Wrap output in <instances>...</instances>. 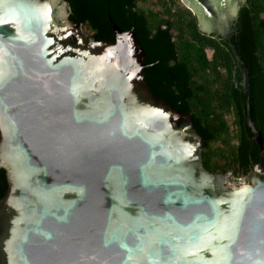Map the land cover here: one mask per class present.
Listing matches in <instances>:
<instances>
[{
	"label": "water",
	"instance_id": "95a60500",
	"mask_svg": "<svg viewBox=\"0 0 264 264\" xmlns=\"http://www.w3.org/2000/svg\"><path fill=\"white\" fill-rule=\"evenodd\" d=\"M182 1L226 40L245 0ZM112 28L94 40L65 0H0V264H264L249 112L261 162L228 187L202 166L191 113L152 95L133 29Z\"/></svg>",
	"mask_w": 264,
	"mask_h": 264
},
{
	"label": "trees",
	"instance_id": "16d2710c",
	"mask_svg": "<svg viewBox=\"0 0 264 264\" xmlns=\"http://www.w3.org/2000/svg\"><path fill=\"white\" fill-rule=\"evenodd\" d=\"M65 1L69 19L82 30L87 27L91 39L114 41L112 25L124 31L133 29L145 53L144 81L154 97L191 113L193 126L204 139L201 159L206 171L229 170L241 177L259 161L245 120L247 111L262 136L264 156V0L244 1L226 40L201 33L188 9L176 15L163 1L167 18L144 13L137 0ZM232 49L247 69L248 92L242 91ZM209 76L213 78L209 80ZM227 114L235 131L234 147L228 145ZM213 143L219 146L213 147ZM6 188L0 169V198Z\"/></svg>",
	"mask_w": 264,
	"mask_h": 264
},
{
	"label": "rangeland",
	"instance_id": "374dc122",
	"mask_svg": "<svg viewBox=\"0 0 264 264\" xmlns=\"http://www.w3.org/2000/svg\"><path fill=\"white\" fill-rule=\"evenodd\" d=\"M164 2L167 6L171 7L172 12H175L174 14H179L183 11L185 7V4L182 0H137V6L140 10H142L144 13L150 14L153 13L159 18H167V15L163 11V4L161 2ZM84 33L89 37L91 32L87 29V27H83ZM175 34V32H172ZM207 54L210 55L211 51L206 50ZM221 70V69H220ZM221 77H224L223 70L220 71ZM222 77V78H223ZM213 77L209 76L208 79L211 80ZM220 82V81H219ZM228 128H229V147H234L236 144V138H235V131L233 129L232 124V117L231 115L227 114L225 116ZM227 140V139H226ZM213 147L219 146V143H213L211 144ZM226 178V185L228 187H234V186H240L244 184V178L239 177L238 175H235L231 171L227 170L226 173H224Z\"/></svg>",
	"mask_w": 264,
	"mask_h": 264
},
{
	"label": "flooded vegetation",
	"instance_id": "af4514ba",
	"mask_svg": "<svg viewBox=\"0 0 264 264\" xmlns=\"http://www.w3.org/2000/svg\"><path fill=\"white\" fill-rule=\"evenodd\" d=\"M262 160L264 161V156H263V153H262ZM261 162V160L259 159V161L256 163V164H258V163H260ZM252 166V165H251ZM249 171V170H248ZM247 171V172H248Z\"/></svg>",
	"mask_w": 264,
	"mask_h": 264
},
{
	"label": "bare ground",
	"instance_id": "6f19581e",
	"mask_svg": "<svg viewBox=\"0 0 264 264\" xmlns=\"http://www.w3.org/2000/svg\"><path fill=\"white\" fill-rule=\"evenodd\" d=\"M84 32V31H83ZM262 173V172H261Z\"/></svg>",
	"mask_w": 264,
	"mask_h": 264
}]
</instances>
